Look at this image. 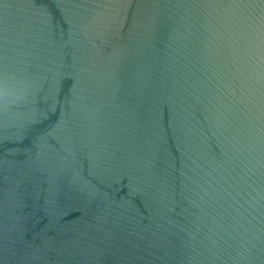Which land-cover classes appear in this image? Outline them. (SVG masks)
Returning a JSON list of instances; mask_svg holds the SVG:
<instances>
[{"label": "water", "instance_id": "water-1", "mask_svg": "<svg viewBox=\"0 0 264 264\" xmlns=\"http://www.w3.org/2000/svg\"><path fill=\"white\" fill-rule=\"evenodd\" d=\"M0 264H264V0H0Z\"/></svg>", "mask_w": 264, "mask_h": 264}]
</instances>
